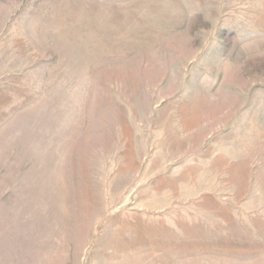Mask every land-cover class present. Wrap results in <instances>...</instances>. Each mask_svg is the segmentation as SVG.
Listing matches in <instances>:
<instances>
[{
    "label": "rangeland",
    "instance_id": "1",
    "mask_svg": "<svg viewBox=\"0 0 264 264\" xmlns=\"http://www.w3.org/2000/svg\"><path fill=\"white\" fill-rule=\"evenodd\" d=\"M0 264H264V0H0Z\"/></svg>",
    "mask_w": 264,
    "mask_h": 264
}]
</instances>
